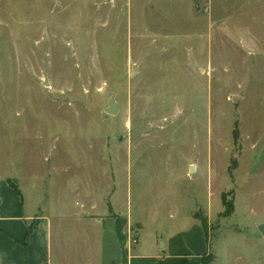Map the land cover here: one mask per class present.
<instances>
[{
  "label": "rangeland",
  "instance_id": "1",
  "mask_svg": "<svg viewBox=\"0 0 264 264\" xmlns=\"http://www.w3.org/2000/svg\"><path fill=\"white\" fill-rule=\"evenodd\" d=\"M182 2L0 0V219L13 186L40 210L114 191L148 235L186 231L169 264H264V0L168 22Z\"/></svg>",
  "mask_w": 264,
  "mask_h": 264
},
{
  "label": "crops",
  "instance_id": "2",
  "mask_svg": "<svg viewBox=\"0 0 264 264\" xmlns=\"http://www.w3.org/2000/svg\"><path fill=\"white\" fill-rule=\"evenodd\" d=\"M182 1L169 6V11L179 10L187 13L186 17L177 20L165 10L168 22L191 23L202 19L192 12L193 0ZM201 1L203 12L208 13L212 23L211 0ZM19 191L17 195L12 189L17 202L10 214L0 219V264H169L171 255L177 251L171 240L186 234L184 230L162 234L152 228L148 235L143 221L129 218L114 208L110 200L114 191L108 197L106 213L96 212L94 203L92 208H86L88 204L77 199L67 205L50 201L46 210H40L39 206L23 207L24 192L20 188ZM184 248L185 244L178 249Z\"/></svg>",
  "mask_w": 264,
  "mask_h": 264
},
{
  "label": "water",
  "instance_id": "3",
  "mask_svg": "<svg viewBox=\"0 0 264 264\" xmlns=\"http://www.w3.org/2000/svg\"><path fill=\"white\" fill-rule=\"evenodd\" d=\"M48 83L44 81V85H47ZM105 111L109 114H116L118 111V104L116 103L114 97H110L108 102H107V107ZM190 171H194V166L190 165L189 166ZM258 231L264 236V223H261L257 227Z\"/></svg>",
  "mask_w": 264,
  "mask_h": 264
},
{
  "label": "trees",
  "instance_id": "4",
  "mask_svg": "<svg viewBox=\"0 0 264 264\" xmlns=\"http://www.w3.org/2000/svg\"><path fill=\"white\" fill-rule=\"evenodd\" d=\"M236 127L234 128V135H235V133H236ZM13 189H14V192L17 194V195H20V192H19V190L15 187V186H13ZM222 202H223V204H225V198L224 197H222ZM232 211H233V207L231 206V205H229V207H228V210L225 212V215L226 216H228L229 214H231L232 213ZM201 221V223H202V226L206 229V227H205V220L203 221L202 219L200 220ZM206 256L207 255H202L201 256V259H200V262L198 263V264H208V261H207V259H206ZM178 264H191V262L189 261V260H187V259H183V260H181Z\"/></svg>",
  "mask_w": 264,
  "mask_h": 264
}]
</instances>
